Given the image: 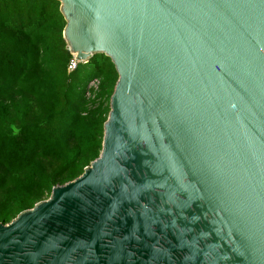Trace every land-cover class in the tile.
Segmentation results:
<instances>
[{
	"label": "water",
	"instance_id": "obj_1",
	"mask_svg": "<svg viewBox=\"0 0 264 264\" xmlns=\"http://www.w3.org/2000/svg\"><path fill=\"white\" fill-rule=\"evenodd\" d=\"M119 79L100 157L0 223V264H264V0H57Z\"/></svg>",
	"mask_w": 264,
	"mask_h": 264
},
{
	"label": "trees",
	"instance_id": "obj_2",
	"mask_svg": "<svg viewBox=\"0 0 264 264\" xmlns=\"http://www.w3.org/2000/svg\"><path fill=\"white\" fill-rule=\"evenodd\" d=\"M57 0H0V223L80 177L103 150L119 76L97 55L70 73ZM98 80V89H90Z\"/></svg>",
	"mask_w": 264,
	"mask_h": 264
},
{
	"label": "built area",
	"instance_id": "obj_3",
	"mask_svg": "<svg viewBox=\"0 0 264 264\" xmlns=\"http://www.w3.org/2000/svg\"><path fill=\"white\" fill-rule=\"evenodd\" d=\"M73 60L69 66V72L70 73H73L75 72L77 69H78V66L79 64H82V63H79L76 61V57L73 55ZM83 64H87V63H83ZM98 86H99V81L98 80H93L90 85H89V88L90 89H98Z\"/></svg>",
	"mask_w": 264,
	"mask_h": 264
},
{
	"label": "clouds",
	"instance_id": "obj_4",
	"mask_svg": "<svg viewBox=\"0 0 264 264\" xmlns=\"http://www.w3.org/2000/svg\"><path fill=\"white\" fill-rule=\"evenodd\" d=\"M92 82V81H91Z\"/></svg>",
	"mask_w": 264,
	"mask_h": 264
}]
</instances>
